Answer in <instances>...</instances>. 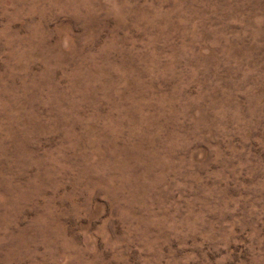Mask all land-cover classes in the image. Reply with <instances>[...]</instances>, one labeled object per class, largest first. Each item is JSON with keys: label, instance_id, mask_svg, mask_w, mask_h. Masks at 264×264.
<instances>
[{"label": "rangeland", "instance_id": "1", "mask_svg": "<svg viewBox=\"0 0 264 264\" xmlns=\"http://www.w3.org/2000/svg\"><path fill=\"white\" fill-rule=\"evenodd\" d=\"M0 264H264V0H0Z\"/></svg>", "mask_w": 264, "mask_h": 264}]
</instances>
